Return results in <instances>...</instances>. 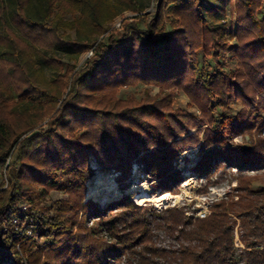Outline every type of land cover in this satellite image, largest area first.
<instances>
[{"label":"trees","instance_id":"16d2710c","mask_svg":"<svg viewBox=\"0 0 264 264\" xmlns=\"http://www.w3.org/2000/svg\"><path fill=\"white\" fill-rule=\"evenodd\" d=\"M237 1L240 69L230 76L220 62L224 33L205 16L208 0H160L145 30L139 18L126 19L123 32L113 23L143 13L139 0H0V264H240L238 221L244 264H264V189L251 183L237 200L214 202L205 218L177 208L148 214L127 194L105 208L86 200L91 155L121 182L136 163L174 195L183 182L175 163L192 146L204 148L195 172L207 179L224 164L239 173L264 168V138L230 144L264 130V0ZM90 50L86 68L46 77L42 66H55L57 52ZM200 51L216 62L214 73L199 68ZM137 82L184 89L201 116L169 97L117 99ZM233 101L245 107L237 115ZM192 123L207 125L203 139L202 130L186 136ZM52 191L69 198L53 200ZM157 231L178 247H160Z\"/></svg>","mask_w":264,"mask_h":264},{"label":"rangeland","instance_id":"374dc122","mask_svg":"<svg viewBox=\"0 0 264 264\" xmlns=\"http://www.w3.org/2000/svg\"><path fill=\"white\" fill-rule=\"evenodd\" d=\"M207 1V0H206ZM212 4V11L206 12L205 16L208 23L213 28H219L224 33L223 42H225L227 48L222 51V58L220 62L223 64L224 71L232 76L240 69V62L236 56V51L240 46L237 28H238V1L237 0H227L223 2L222 0H208ZM140 4L143 6L145 11L141 14L127 11L121 15L114 23L113 27L119 31H122V24L127 19L137 20L140 19L139 24L140 30H145L146 27L154 21L157 15V9L160 0H139ZM38 8V7H37ZM264 14V8L262 9L259 16ZM68 20H73L74 16L69 15ZM168 29L167 31H169ZM123 32V31H122ZM133 32V31H132ZM74 36V33L71 32ZM101 40L107 42V35L102 37ZM94 55L93 51H87L82 55L76 57V55H70L63 51L57 52L53 55L58 60L55 66L43 65L42 68L45 72L46 77L49 80H55L58 75L65 74L67 70L75 69L80 71L87 67L90 58ZM198 66L200 69L214 73L216 71V62L211 56H207L203 51H200L197 56ZM92 70H96V65H92ZM119 100H135L137 102H149L152 99H164L170 98L175 109L185 111L191 116L200 117L201 111L199 110L197 104L190 96V94L184 89L178 87H162L155 84H148L137 82L129 86H123L116 94ZM231 113L237 115L239 112L244 110V104L240 101H233L230 103ZM49 119L46 118L42 125L47 128V123ZM192 125V128H190ZM189 132L186 136H191L197 134L198 130H202L200 138L203 139V134L207 125L193 126L190 124ZM264 138V130L256 128L251 134L239 135L235 137L231 142L232 147L241 146L243 148L254 147L260 139ZM205 151L201 146H192L187 150L183 151L179 157V160L175 163L177 170L182 172L183 182L180 184L178 194H171L174 199H172L169 204L164 207H158L154 202H145L144 204H139V196L149 195L152 197H157L163 192L158 188L159 182L154 178L148 176L143 172L142 168L134 163L132 165L131 175L125 181H120L119 177L121 173H118L113 168L104 167L95 156L91 155L89 158V180L86 184V200L89 192V187L94 188V196L91 198L97 205L101 208H105L109 204L119 201L125 194L132 196L133 201L136 205L147 206V213L154 214L155 211H162L167 208H177L183 212L186 216L190 218H202L201 215H209L210 207L214 202L223 199H238V189L244 188L246 183H251V188L253 190L264 189V168L249 171L244 173H239L238 169L228 167L224 164L218 172L207 179L203 176L198 175L195 172V166L199 162ZM139 173L144 175L143 178L139 179ZM5 169L0 168V184L6 181ZM112 178V179H111ZM139 179V180H138ZM91 183V185H90ZM113 183L117 184V188L120 194L111 196L109 201L105 206H101L100 200L103 197H108L111 195ZM138 183L142 188L137 191L127 192L132 185ZM90 185V186H89ZM124 188H127L124 191ZM166 194V193H165ZM105 195V196H104ZM51 197L53 200H64L68 199L69 195L64 194L62 191H52ZM100 199V200H99ZM205 218V217H204ZM237 218L235 217V220ZM92 224V223H90ZM240 222H237L236 234L237 238L236 247L239 249V263L244 264L242 256L243 246L239 242V227ZM28 232H26V236ZM30 236V235H29ZM156 242L162 248L170 249L178 247V243L173 236H170L164 231L156 232ZM43 240L37 239L36 243H42ZM26 263V262H25Z\"/></svg>","mask_w":264,"mask_h":264},{"label":"bare ground","instance_id":"6f19581e","mask_svg":"<svg viewBox=\"0 0 264 264\" xmlns=\"http://www.w3.org/2000/svg\"><path fill=\"white\" fill-rule=\"evenodd\" d=\"M138 177H139V179H141V178L144 177V175L142 173H139ZM90 185H91V183H90ZM141 188L142 187L138 183H136V184L132 185L129 189H127V192L137 191V190H140ZM117 194H120L119 190L117 188V184L113 183L111 195L108 196V197H103V198H101V200L99 199L101 206H105L107 204V202L109 201L110 197L114 196V195H117ZM93 196H94V188L93 187H89V192H88V195H87V199H91V198H93ZM172 199H174V197L171 194H169V193H166V194L162 193V194H160L157 197H152V196H149V195H143V196H139V200H142V201H140L139 204L142 205L145 202H154V203L157 204L158 207H164L165 205L169 204V202Z\"/></svg>","mask_w":264,"mask_h":264},{"label":"built area","instance_id":"2783aa9c","mask_svg":"<svg viewBox=\"0 0 264 264\" xmlns=\"http://www.w3.org/2000/svg\"><path fill=\"white\" fill-rule=\"evenodd\" d=\"M206 216H207V214L201 215L202 218H204V217H206Z\"/></svg>","mask_w":264,"mask_h":264}]
</instances>
